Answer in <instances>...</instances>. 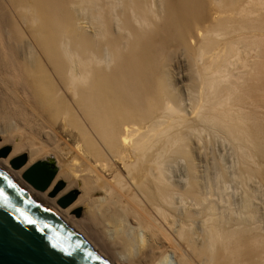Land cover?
<instances>
[{
	"label": "bare ground",
	"instance_id": "obj_1",
	"mask_svg": "<svg viewBox=\"0 0 264 264\" xmlns=\"http://www.w3.org/2000/svg\"><path fill=\"white\" fill-rule=\"evenodd\" d=\"M171 49L189 65V110ZM0 120V166L19 176L11 156H51L49 187L30 190L111 264H168V250L177 264H264L254 193L243 216L220 209L191 146L223 133L243 180L264 183V0H0ZM177 157L184 178L168 172Z\"/></svg>",
	"mask_w": 264,
	"mask_h": 264
},
{
	"label": "water",
	"instance_id": "obj_2",
	"mask_svg": "<svg viewBox=\"0 0 264 264\" xmlns=\"http://www.w3.org/2000/svg\"><path fill=\"white\" fill-rule=\"evenodd\" d=\"M11 148L10 143L1 145L0 157H7ZM28 159L27 152L8 159L12 169L23 167L19 176L0 166V264H111L30 190L49 187L58 169L54 159L45 156L26 164ZM64 185L57 181L48 195L55 196ZM77 194V189H69L56 203L65 207Z\"/></svg>",
	"mask_w": 264,
	"mask_h": 264
},
{
	"label": "rangeland",
	"instance_id": "obj_3",
	"mask_svg": "<svg viewBox=\"0 0 264 264\" xmlns=\"http://www.w3.org/2000/svg\"><path fill=\"white\" fill-rule=\"evenodd\" d=\"M83 22H85V21H83ZM26 47L29 48L27 43H26ZM24 49H25V47H24ZM171 53H173V54H171L172 58L170 57V59H169V61L171 60L170 61L171 65L169 62V65L171 66L170 69L173 72V75H175L173 77L176 79L178 78L177 84H178L179 89L181 90V95L183 97L182 103H184L183 105L186 107V109H188L189 104H190V99L188 100V98L190 97V95H189L190 91H189V89H188L189 87L187 85L191 81L189 78V73H188L189 72V69H188L189 65H188V63L186 61V57L182 53L181 49H177V50L171 49ZM12 122H14V121L12 120ZM9 124H11L10 121H7V122L2 121L1 122V120H0V130H1V126H3V125L4 126H10ZM18 132L19 131L14 130V135L16 134L17 136H19V134H21V133L20 132L18 133ZM0 133H1V131H0ZM201 133L202 134H200V136L202 135L203 139L199 138L200 140H198L199 141L198 144H197L196 136H194V134H192L191 146H192V149L194 150V157H196V155L199 154L198 155L199 157L197 159H195L194 162L197 163L199 161L197 164H195V167L197 166L195 168V171L198 170L196 173L198 175H200L199 179H200V181L203 182V183L201 182L202 189H204V191H208V188H210L209 190L215 189L214 190L215 191L214 199L218 202V205L222 206V208L219 206L220 209L227 211L229 208V211L234 212L233 214L237 213V215L241 214L242 216H243L242 212H244V211H242V210H244V208L242 209V206H241V205H243V203H242L243 202V196H244L246 191H249V190L252 191V193H254L253 195H255L252 197L253 198L252 202H253V205L256 208H258L257 215L260 219L259 221H260L261 226H263V228H264V183H262L258 178L248 179V181H247V178H244L245 180H243L244 176L241 173H239L240 172V170H239L240 159L238 157L239 155L236 152V148H235L234 144L223 133L214 132V134H213V132H211V133L206 132L205 129ZM62 134L64 137H67L66 134H64V133H62ZM16 135H15V137H16ZM194 137L196 138V140ZM229 141H230V143H229ZM177 158H179V157H177ZM181 158L183 160H181ZM181 158L176 159V161L173 160L172 161L173 163H171L172 165H169L170 168H168V172L173 177L180 175L182 178H184L185 174L187 173L185 160L183 157H181ZM169 169H170V171H169ZM176 171H178V172H176ZM204 177L208 178V180H206ZM206 181H207V183H205ZM204 183L208 184L209 186L204 185ZM65 186H66V184H65ZM217 191H218L219 195H218ZM95 194H96V196H102V193H99V192H96ZM220 195L225 200L224 202H223V199L221 200V198L220 199L217 198ZM79 207H81L82 211H81V214L79 216L74 215V217H76V218H81L83 216V210L85 209V206H79ZM230 207L232 209H230ZM239 208H241V209H239ZM239 212H241V213H239ZM167 257H168V259H167L168 264H177L174 253L171 250H168ZM161 262L158 264H166V263H164L165 261H161Z\"/></svg>",
	"mask_w": 264,
	"mask_h": 264
},
{
	"label": "snow or ice",
	"instance_id": "obj_4",
	"mask_svg": "<svg viewBox=\"0 0 264 264\" xmlns=\"http://www.w3.org/2000/svg\"><path fill=\"white\" fill-rule=\"evenodd\" d=\"M29 223H32L31 221H28Z\"/></svg>",
	"mask_w": 264,
	"mask_h": 264
}]
</instances>
